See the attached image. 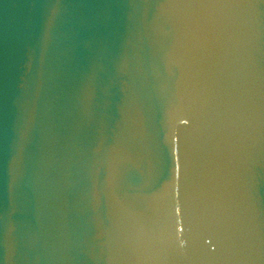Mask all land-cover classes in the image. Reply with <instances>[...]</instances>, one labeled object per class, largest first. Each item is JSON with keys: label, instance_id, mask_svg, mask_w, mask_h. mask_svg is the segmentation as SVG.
Segmentation results:
<instances>
[{"label": "clouds", "instance_id": "1", "mask_svg": "<svg viewBox=\"0 0 264 264\" xmlns=\"http://www.w3.org/2000/svg\"><path fill=\"white\" fill-rule=\"evenodd\" d=\"M74 16L45 0L21 35L35 75L19 132L29 155L22 145L11 158L17 181L47 177L97 213L88 259L264 264V0H115L68 91L62 48ZM129 171L133 194L121 196ZM29 250L22 239L18 258Z\"/></svg>", "mask_w": 264, "mask_h": 264}, {"label": "water", "instance_id": "2", "mask_svg": "<svg viewBox=\"0 0 264 264\" xmlns=\"http://www.w3.org/2000/svg\"><path fill=\"white\" fill-rule=\"evenodd\" d=\"M45 0H0V264H105L103 259L91 260L83 250L95 245V226L91 207L65 193L47 177L37 175L29 182H18L11 158L27 142L20 139V121L25 98L34 90L35 67H28L20 41L25 26ZM71 7V40L62 48L65 87L71 91L78 80L80 52L93 46L98 37L107 34L109 21L105 16L115 0H61ZM72 120V117H69ZM33 153L35 149H32ZM179 169L180 159L173 157ZM105 173L102 170L100 181ZM257 192L264 198V169H258ZM136 177L127 172L122 177L118 194L131 196ZM163 180L161 181V184ZM156 185V190L161 187ZM98 215L108 222V196L102 183L98 187ZM177 208L176 231L186 229ZM26 240L27 259L18 258L21 240ZM98 251V249H97Z\"/></svg>", "mask_w": 264, "mask_h": 264}]
</instances>
